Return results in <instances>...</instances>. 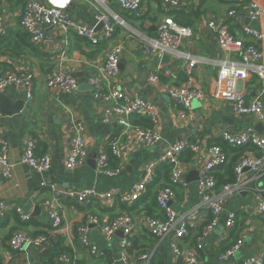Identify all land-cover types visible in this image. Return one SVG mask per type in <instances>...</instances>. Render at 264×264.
<instances>
[{"label":"crops","instance_id":"0c3cea01","mask_svg":"<svg viewBox=\"0 0 264 264\" xmlns=\"http://www.w3.org/2000/svg\"><path fill=\"white\" fill-rule=\"evenodd\" d=\"M41 2L46 6L62 8L67 17L75 23L95 30L98 26L95 18L96 7L94 8L91 0H41ZM178 2L177 9L166 10L160 0H144L145 16L141 20L130 18L116 6H110V10L124 24L115 28L112 41L92 46L73 32H64L59 28H44L42 31L44 42L40 45L32 43L28 38L26 40L24 38L25 41L22 43L18 38V35L23 33L19 27L22 14L20 2L0 0V15L6 24L5 37L10 40L12 47L11 53L0 55V75L5 71L33 75L31 100L25 98L26 91L23 87L10 86L5 91V98L11 104L23 98L21 112L9 116L0 108V125L5 129V137L9 144L8 160L12 168L10 180L0 177V202L4 203L7 209L5 218L0 221V264H42L40 258L42 250L28 246L21 254L10 251L8 241L17 231H23L31 237L43 235L53 241L59 240L70 250L69 255L75 256L76 261L84 264H139L136 261L138 253L150 254L153 264H175L170 248L174 239L173 234L159 241L151 237L140 225L136 226L131 238L132 248L127 251L129 263H124L120 260L122 232H117L110 240L101 233L103 225L123 214H131L136 218L141 215L160 217L161 211L156 205L155 195L167 184L170 172L161 169L162 166L157 167L155 181L146 185V191L131 206L121 204L118 196L128 194L135 184L141 182L146 168L157 161L170 145L187 141L196 147L197 151L186 150L179 157L183 170L182 178L187 185L173 188L175 197L170 207L178 215L189 213L200 200L197 181L201 168L212 157L210 149L213 146L224 149L227 157L224 166H229L232 161L234 153L222 142L220 138L222 132L238 134L246 128L255 130L260 128L261 132L256 131L264 132V127L255 117L234 115L230 103L219 97L216 62L235 58L220 53L215 34L208 28V24L210 22L227 24L232 34L246 44L250 41L243 34L244 27L262 34L263 41L258 47L263 54L264 26L261 22L248 19L242 8L243 1L178 0ZM232 10L237 11L233 18L228 17ZM175 13L182 15L185 23L194 32L193 38L183 42L179 50L202 59V63L195 68L191 83L193 88L201 91L203 100H194L184 118L179 114L180 109L169 98V90L189 83L183 72L184 62L168 56L160 60H145L141 41L143 37H156L158 24L166 17L173 18ZM118 43H123L124 51L119 66L117 87L153 106L157 113V123L152 125L162 139L155 147L147 148L138 144L131 128L126 129L116 122L104 124L101 121L103 106L92 99L88 78L94 72L93 65H103L110 47ZM17 49L21 53L16 57L13 50ZM60 59H63L65 70L79 83L78 92L74 95L68 96L46 86V80ZM156 68L159 70V81L152 84L148 78ZM236 90L248 101L264 95V85L255 76L237 82ZM132 119L130 118V122ZM74 123L84 125L83 139L88 158L84 165L70 170L66 167V158L69 143L75 134L72 129ZM30 138L36 142L38 156L50 155V169L45 174H36L27 166L20 164L24 143ZM116 138L120 140V158L113 157L108 149V143ZM100 148H104L109 156L110 169L120 170L118 175L107 177L88 165L89 161L96 160ZM249 150L251 151L243 153L260 156L257 150L253 151L251 148ZM214 177L218 186L227 184L223 183L228 177L227 169H216ZM244 178L245 190L224 200L223 210L213 231L202 234L204 226L210 220V216L206 214H202L200 221L189 228V234L183 240L182 247L194 250L197 239L202 238L203 248L198 251L197 264H222L220 255L230 243V234L234 231L236 234L231 242L235 243L237 239L242 238L243 245L229 261L240 264L252 256L264 258V214L258 215L255 211L257 200H264V175L246 171ZM45 179L65 190L80 191L93 187L105 198L101 202L89 205H81L72 200L59 202L58 213L62 221L58 229H53L49 218L50 210L43 205L51 200V194L46 188H40ZM35 192H38L37 197L31 201L30 195ZM16 209L30 212V220L20 221ZM231 212L235 214V222L233 228L228 231L225 228V221ZM79 227L87 228V241L90 246L103 253V258L96 259L80 246L76 232Z\"/></svg>","mask_w":264,"mask_h":264},{"label":"built area","instance_id":"2783aa9c","mask_svg":"<svg viewBox=\"0 0 264 264\" xmlns=\"http://www.w3.org/2000/svg\"><path fill=\"white\" fill-rule=\"evenodd\" d=\"M22 14L19 20L21 31L28 36L32 43L40 45L44 42L42 31L44 28H59L64 32H73L92 46L101 42H110L114 38L115 28L122 26L123 21L110 10V6H116L119 11L130 18L141 20L145 16L143 8L144 0H91L96 12L97 25H101L99 32L95 28L75 23L67 17L60 7L46 6L41 0H21ZM162 5L168 9H177L178 0H160ZM243 1V11L250 21L261 22L264 26V0H239ZM236 10L228 13V17H235ZM208 28L215 34L217 47L222 55L235 58V60L217 61V89L221 99L230 103L232 111L236 116H253L264 127V99L263 96L248 101L246 97L236 90V83L247 79L249 76L257 77L264 85V54L258 47L262 43V34L250 29L243 28V34L248 37L249 44L236 38L229 26L224 23L210 22ZM0 36H6V24L0 15ZM139 37L140 34H134ZM194 32L191 28L176 24L171 17L164 18L157 26V35L153 38H141L142 52L145 60H160L164 56L175 58L184 62L183 72L188 78L186 85L169 90V98L180 109L182 118L190 108L194 100H203L199 89L193 88L192 77L196 66L202 63V59L181 52L180 46L183 42L193 38ZM124 51L123 43H118L110 47L103 65L94 64V72L88 78V84L92 88L91 96L95 102L103 106L101 121L109 125L116 122L118 125L134 131L135 141L141 146L151 148L160 144V135L152 129H141L134 127L130 118L134 115L148 119L152 124L157 123V113L152 105L147 101L132 97L126 91L118 89L119 66ZM148 81L157 83L159 81L158 68L152 70ZM23 87L26 91L25 98L31 100L33 88V75L30 73L16 74L5 71L0 75V94L8 87ZM46 86L51 90H58L61 93L71 96L78 92L79 83L64 68L63 59L54 65L53 73L46 80ZM74 136L69 143L66 158V167L74 170L84 165L88 158V153L84 144L83 133L85 131L82 123L72 125ZM223 143L230 150H238L246 146H253L260 154L259 157L251 153H243L236 159L233 173L234 182L218 186L214 177V171L226 162V154L220 146H213L210 149L212 154L201 168L197 181L199 203L189 213L178 215L170 207L173 201L174 187L187 184L183 180V170L179 157L186 150L197 151L187 141H180L170 145L160 158L151 163L145 170L144 179L135 184L128 194H121L118 200L121 204L131 206L137 202L146 191V185L154 182L155 170L162 165L170 167V176L167 184L159 189L155 195L157 207L161 211L160 217L141 215L134 217L131 214H123L111 220L101 227V233L110 240L117 232H122L120 260L129 263L127 251L132 248V235L136 226H141L147 233L159 240H164L170 234L174 235L171 243V252L175 264H197L198 251L203 246L201 237L196 241L194 250H187L182 247V242L189 234V228L193 227L200 216L206 214L210 216L209 222L204 226L202 234L205 235L215 229L217 219L223 210L224 200L232 194L244 191L245 172L264 175V132L258 133L254 128H246L238 134L228 131L222 132L220 136ZM108 149L113 157L120 158V140L113 139L108 143ZM9 144L5 137V129L0 125V177L4 180L12 178V168L8 160ZM20 164L27 166L36 174H45L49 171L51 160L49 154L38 156L36 154V142L33 138L24 143ZM95 170L99 174L107 177H114L120 170H112L109 167V156L104 148H100L96 155ZM40 188H46L51 194V200L43 205L49 208V218L53 229H58L61 225V217L58 213L59 202L72 200L81 205H89L101 202L105 196L98 194L95 188H88L80 191L65 190L46 179L41 183ZM38 192L30 195V200H35ZM256 213L264 214V200L258 199L256 202ZM18 218L22 222H27L31 218V213L22 209L15 210ZM201 212V213H200ZM7 209L4 203L0 202V221L5 218ZM200 213V214H199ZM235 222V214L229 213L225 221L226 230H231ZM77 236L80 246L87 250L96 259L103 258V253L90 246L87 241V228L79 227ZM53 240L48 236L31 237L23 231L14 232L8 241L9 249L14 254H21L29 246L38 250H46L51 246ZM243 239L239 238L230 248L220 255L222 264H237L229 261L235 257L241 249ZM136 261L139 264H153L152 256L148 253H138ZM56 264H76L75 256L69 254L61 255ZM240 264H264L262 256H252L240 262Z\"/></svg>","mask_w":264,"mask_h":264},{"label":"trees","instance_id":"16d2710c","mask_svg":"<svg viewBox=\"0 0 264 264\" xmlns=\"http://www.w3.org/2000/svg\"><path fill=\"white\" fill-rule=\"evenodd\" d=\"M20 2V5L22 6V1L21 0H18ZM183 16L180 15V14H174V17L172 18L173 21L180 25V26H185V27H188L187 23H185V21L183 20L182 18ZM21 35V36H20ZM18 35V38L19 40L23 43L26 38H28L27 35H25L24 33ZM25 38V40H24ZM29 39V38H28ZM11 53L12 52V47H11V44H10V40L8 38H6L5 36H0V55L2 54H5V53ZM13 52L15 53V56H19L21 51H19L18 49L17 50H13ZM131 118H133L131 120V124L134 126V127H137V128H141V129H152L153 128V125L152 123L146 119V118H143V117H140V116H137V115H134L132 116ZM227 147V146H226ZM222 148V147H221ZM228 148V147H227ZM249 148L251 149H254L253 151H255L256 149L253 147V146H246L245 148H242V149H238V150H231V152L234 153V156L232 158V161H230V165L229 166H224L226 165L225 163L219 167V169L223 168V169H227V172H228V177H227V180L226 182H223V183H232L234 182V176H233V168H234V164H235V161L236 159L239 157V155H241L243 152H246V151H251L249 150ZM223 149V148H222ZM229 149V148H228ZM224 150V149H223ZM230 150V149H229ZM227 161V160H226ZM234 162V164H233ZM233 166V167H232ZM161 169L165 170L166 172H170V167L168 165H162ZM158 170V169H157ZM156 179V178H155ZM154 179V181H155ZM220 182V184H223ZM219 186H222V185H219ZM156 202V201H155ZM157 205V204H156ZM236 232H232L230 234V243H228V245L226 246V248H224L223 251L227 250L228 248H230L234 242L232 243L231 241L233 240L234 236H235ZM238 237V236H237ZM238 240V239H237ZM236 240V241H237ZM64 254H70V250H68L67 248H65L62 244H61V241L57 240V241H53L51 243V246L44 250L40 256L41 260H42V264H56V260L61 256V255H64ZM72 256V255H71ZM76 264H84L83 262H79L78 260L76 261Z\"/></svg>","mask_w":264,"mask_h":264},{"label":"water","instance_id":"95a60500","mask_svg":"<svg viewBox=\"0 0 264 264\" xmlns=\"http://www.w3.org/2000/svg\"><path fill=\"white\" fill-rule=\"evenodd\" d=\"M100 29H101V25L99 24L96 28V31L100 30ZM90 89L92 90L91 87H90ZM5 95H6V92H3L0 94V108L2 110H4V112H6L7 115H9V116L19 114L21 112L23 104H24L23 98H19L14 104H11V102L5 98ZM256 130L261 132L260 128H256ZM94 163H95V160H92V161L88 162V165L92 169H94L95 168ZM36 210H37V208L34 210V212Z\"/></svg>","mask_w":264,"mask_h":264}]
</instances>
